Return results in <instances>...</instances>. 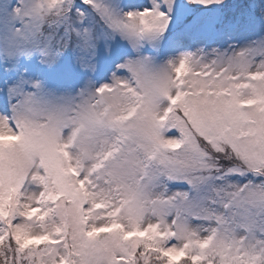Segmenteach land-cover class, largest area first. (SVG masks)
<instances>
[{"label": "snow or ice", "instance_id": "obj_1", "mask_svg": "<svg viewBox=\"0 0 264 264\" xmlns=\"http://www.w3.org/2000/svg\"><path fill=\"white\" fill-rule=\"evenodd\" d=\"M0 264H264V0H0Z\"/></svg>", "mask_w": 264, "mask_h": 264}]
</instances>
